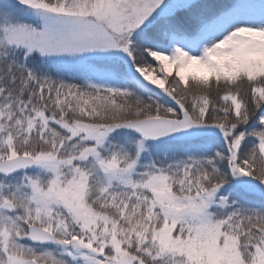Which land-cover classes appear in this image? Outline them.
Segmentation results:
<instances>
[{
  "label": "snow or ice",
  "instance_id": "1",
  "mask_svg": "<svg viewBox=\"0 0 264 264\" xmlns=\"http://www.w3.org/2000/svg\"><path fill=\"white\" fill-rule=\"evenodd\" d=\"M0 264H264V0H0Z\"/></svg>",
  "mask_w": 264,
  "mask_h": 264
}]
</instances>
